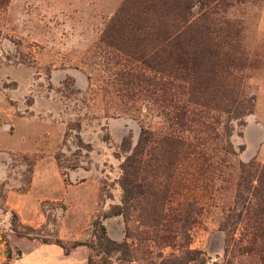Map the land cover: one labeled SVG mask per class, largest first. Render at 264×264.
Segmentation results:
<instances>
[{
	"label": "rangeland",
	"instance_id": "rangeland-1",
	"mask_svg": "<svg viewBox=\"0 0 264 264\" xmlns=\"http://www.w3.org/2000/svg\"><path fill=\"white\" fill-rule=\"evenodd\" d=\"M125 1L0 0V264H263L245 247L236 193L241 164L264 165V3L215 10L235 22L233 46L191 95L208 106H191L183 133L198 158L168 165L149 144L146 195L124 205L122 168L142 132L179 131L162 75L111 31ZM102 229L121 246L111 255Z\"/></svg>",
	"mask_w": 264,
	"mask_h": 264
},
{
	"label": "trees",
	"instance_id": "trees-1",
	"mask_svg": "<svg viewBox=\"0 0 264 264\" xmlns=\"http://www.w3.org/2000/svg\"><path fill=\"white\" fill-rule=\"evenodd\" d=\"M254 1L264 3V0H250ZM231 2L233 0H126L117 13L111 31L118 39L122 37L121 33L127 34L129 37L125 39L136 43L137 52L144 56L148 68L162 75L163 91L169 100L166 106L168 122L179 128L159 140L142 132L135 152L126 158L122 168L124 205L146 195L142 175L148 163L146 147L149 144L161 145L172 155L168 165L171 161L182 166L188 159L197 160L198 152L193 151L192 142L183 133L194 125L195 113L191 106H208L193 101L191 95L210 85L214 75L212 63L223 69L231 59L227 49L233 43H228L225 29L235 22L215 17V10L222 5L230 6ZM1 5L5 6V2ZM235 107V101L229 99L228 114H237L239 111ZM125 146L129 150L128 141ZM226 151L235 155L229 142ZM240 170L236 203L241 211L237 217L246 227L247 252L258 253L264 264V165L242 163ZM189 210L186 208L181 214L193 215V207L192 211ZM104 230L98 240L104 252L111 255L121 246H113L106 239Z\"/></svg>",
	"mask_w": 264,
	"mask_h": 264
}]
</instances>
